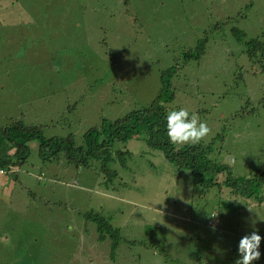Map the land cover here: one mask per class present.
<instances>
[{
    "label": "rangeland",
    "instance_id": "1",
    "mask_svg": "<svg viewBox=\"0 0 264 264\" xmlns=\"http://www.w3.org/2000/svg\"><path fill=\"white\" fill-rule=\"evenodd\" d=\"M234 29L264 42V0H0V131L20 123L82 145L105 118L148 106L173 68L164 111L196 112L209 157L262 196L264 65ZM205 32V54L187 60ZM144 136L124 144L125 164H107L110 178L100 160L70 163L60 145L42 158L29 140L0 173V264H234L252 231V264H264V201L224 186V173L204 189Z\"/></svg>",
    "mask_w": 264,
    "mask_h": 264
},
{
    "label": "trees",
    "instance_id": "2",
    "mask_svg": "<svg viewBox=\"0 0 264 264\" xmlns=\"http://www.w3.org/2000/svg\"><path fill=\"white\" fill-rule=\"evenodd\" d=\"M234 35L238 40H241V51L253 62L252 64H257L258 67L259 65H264V42L258 38L245 40L244 32L238 31V29H234ZM207 41L208 36L206 33L196 41L194 49L189 51L186 59H200L206 52ZM172 70L173 68H170V71L161 74L164 89L148 106L137 107V109L114 121H109V119L105 118L101 128L92 127L86 131L84 144L82 145L75 146L72 136L61 138V140L58 138L44 139L37 127H24L20 123L12 124L4 131L1 130L0 169L9 170L12 169V166L22 163V158L28 151L27 142L36 138L37 134V138L41 141L38 153L42 158H49L55 155L56 152L53 151L58 150L57 146L60 145L59 151L65 152L64 155L68 162L88 166L92 161L100 160L102 169L107 170L106 176L110 178L114 176L115 171L109 170L107 164L109 162H117L120 167L125 164L130 153L124 144L132 138V135L143 133L145 134L144 141L149 144V149L160 148L163 150L165 158L179 169H189L193 177V183L207 189L210 185L220 184L217 181V175L224 173L225 179L222 181L224 186L244 197L250 196L260 200V202L264 201V195L260 196L262 194L261 189L256 188L249 182L245 183L250 178L231 176L228 165L217 163L209 157L212 152V142L209 143L208 141L205 143L202 140L198 144H186L177 147L170 143L166 131V116L168 113L164 111L161 102L170 101L174 96L175 91L170 88L169 79L172 75ZM115 90L121 91L122 89L117 88ZM115 142L120 144L111 147ZM12 149L13 151H11ZM51 150L52 154H50ZM255 173V178H257L258 172ZM263 176H261L262 180H264ZM255 181L256 179H254ZM96 222L102 238L103 227L100 223L103 220L99 217Z\"/></svg>",
    "mask_w": 264,
    "mask_h": 264
},
{
    "label": "clouds",
    "instance_id": "3",
    "mask_svg": "<svg viewBox=\"0 0 264 264\" xmlns=\"http://www.w3.org/2000/svg\"><path fill=\"white\" fill-rule=\"evenodd\" d=\"M166 131L170 143L176 146L198 144L211 133V128L200 120L196 112L179 108L168 112L166 116ZM4 170L0 169V173ZM262 237L256 232L246 234L238 242L239 259L234 264H252L260 258L259 246Z\"/></svg>",
    "mask_w": 264,
    "mask_h": 264
},
{
    "label": "crops",
    "instance_id": "4",
    "mask_svg": "<svg viewBox=\"0 0 264 264\" xmlns=\"http://www.w3.org/2000/svg\"><path fill=\"white\" fill-rule=\"evenodd\" d=\"M256 199V198H255ZM257 200V199H256ZM257 201H259L260 202V200H257ZM263 202V201H262Z\"/></svg>",
    "mask_w": 264,
    "mask_h": 264
}]
</instances>
